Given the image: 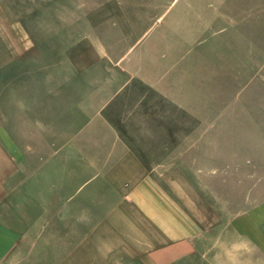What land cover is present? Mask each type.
<instances>
[{
  "label": "rangeland",
  "instance_id": "374dc122",
  "mask_svg": "<svg viewBox=\"0 0 264 264\" xmlns=\"http://www.w3.org/2000/svg\"><path fill=\"white\" fill-rule=\"evenodd\" d=\"M0 216L10 264H264V0H0Z\"/></svg>",
  "mask_w": 264,
  "mask_h": 264
},
{
  "label": "crops",
  "instance_id": "0c3cea01",
  "mask_svg": "<svg viewBox=\"0 0 264 264\" xmlns=\"http://www.w3.org/2000/svg\"><path fill=\"white\" fill-rule=\"evenodd\" d=\"M3 218L2 216H0ZM8 226L6 224L0 223V264H10L9 260L7 258V250H8ZM92 253L87 255L84 254L82 250L80 253L79 258H74L70 251L73 252V250L66 251L64 254V259L62 260H54L49 258V260H41V259H20V264H105V262L111 261L110 264H116L118 263V260L115 261L113 258H105L103 257L104 254L103 250L101 248H98L96 245V248H92ZM77 250V249H76ZM75 250V251H76ZM78 251V250H77Z\"/></svg>",
  "mask_w": 264,
  "mask_h": 264
}]
</instances>
